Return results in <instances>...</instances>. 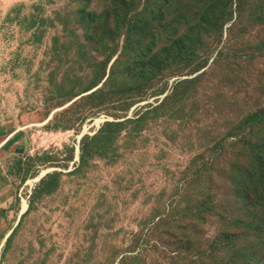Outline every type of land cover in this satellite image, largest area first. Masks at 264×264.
I'll list each match as a JSON object with an SVG mask.
<instances>
[{
	"label": "rangeland",
	"instance_id": "rangeland-1",
	"mask_svg": "<svg viewBox=\"0 0 264 264\" xmlns=\"http://www.w3.org/2000/svg\"><path fill=\"white\" fill-rule=\"evenodd\" d=\"M247 262L264 0H0V264Z\"/></svg>",
	"mask_w": 264,
	"mask_h": 264
},
{
	"label": "trees",
	"instance_id": "trees-1",
	"mask_svg": "<svg viewBox=\"0 0 264 264\" xmlns=\"http://www.w3.org/2000/svg\"><path fill=\"white\" fill-rule=\"evenodd\" d=\"M260 120V116L256 115L253 118L249 119V121L253 124V123H257ZM247 264H252L251 262H247Z\"/></svg>",
	"mask_w": 264,
	"mask_h": 264
}]
</instances>
